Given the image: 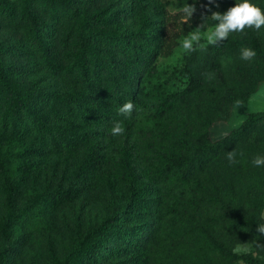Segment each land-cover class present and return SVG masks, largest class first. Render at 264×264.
I'll use <instances>...</instances> for the list:
<instances>
[{
	"label": "rangeland",
	"instance_id": "374dc122",
	"mask_svg": "<svg viewBox=\"0 0 264 264\" xmlns=\"http://www.w3.org/2000/svg\"><path fill=\"white\" fill-rule=\"evenodd\" d=\"M8 2L13 16L0 0V67L30 113L16 112L9 100L0 104V264H65L79 239L93 241L96 251L119 245L101 231L105 223L118 233L154 226L149 264H264V235L255 231L264 222V167L251 163L264 155V125L208 150L250 115L264 113V26L230 33L215 65L204 66L200 53L216 47L206 39L216 23L211 16L234 0H33L51 66L21 20L23 0ZM252 2L264 9V0ZM81 12L98 21L94 55L85 58L77 40ZM197 27L199 43L183 49L182 39ZM128 31L137 34V56L129 45L111 42L125 44ZM242 47L255 49L256 57L241 60ZM194 59L199 72L192 88ZM132 80L130 100L125 83ZM126 102L133 108L123 115L118 109ZM6 116L17 129L5 126ZM115 121L123 128L117 135ZM96 146L100 164L84 168ZM203 149L200 165L191 168ZM233 150L237 162L230 164ZM61 189L73 198L42 199L44 191ZM132 189L135 204L118 225ZM223 251L238 259L229 263ZM71 264L100 263L91 253Z\"/></svg>",
	"mask_w": 264,
	"mask_h": 264
},
{
	"label": "trees",
	"instance_id": "16d2710c",
	"mask_svg": "<svg viewBox=\"0 0 264 264\" xmlns=\"http://www.w3.org/2000/svg\"><path fill=\"white\" fill-rule=\"evenodd\" d=\"M33 0H23L24 2V9L21 14V20L22 22L28 27L30 36H31V42L35 47L41 50L43 53V56L45 58L46 64H49L52 66V57L49 54V50L46 47L43 39H42V24L39 21L38 17L35 15V13L31 9ZM1 7L2 10L8 15L13 16V8L8 2V0H1ZM80 19L78 22V28H77V40H78V46L80 54L83 56V58L87 57L88 55L93 56L95 48V40L97 37V18L93 15H88L86 12H81L79 14ZM137 34L134 31H128L127 32V39L124 41L125 44L120 43L118 40L111 41L112 44L124 48L127 45L131 47L130 52L131 56H137L138 50L137 45L134 44V39ZM141 37V34L139 35ZM144 36V35H142ZM142 39H146V37H141ZM152 38L156 40L155 36L153 35ZM110 40V38H109ZM223 44V43H222ZM220 43L216 44V47H210L208 49L203 50L200 53L199 60L202 62V64L205 66L207 64L215 65V60L218 57V54L220 52ZM217 56V57H216ZM197 59H194L192 63L190 64V80H191V87L193 88L197 84V74L199 71L195 69L196 67V61ZM114 62V61H113ZM117 72V71H116ZM114 79L118 80L119 77L117 74H114ZM139 77H137L135 80L138 82ZM125 81V79H123ZM134 80V81H135ZM134 81H129L128 83H125V87L127 88V95L130 100H133V92H134V85H137L134 83ZM187 90L182 92H175L163 100V102L159 105H157V110L162 112L168 109L173 103H175L179 97L183 94H185ZM4 100L11 101L12 109L13 110H24L27 113H30V106L26 99L23 98V95L19 89H16L12 87V85L8 82V80L5 78V76L2 73V68L0 67V104ZM17 112V111H16ZM7 116L5 117L4 124L5 126L13 125L12 127L14 129H17L19 124L16 119L8 120ZM264 125V113L262 114H252L250 115L244 123L235 130H231L229 134L222 140L211 142L210 148L208 150H211L212 148L216 147L217 145L221 143H225L227 139H229L233 135H245L248 132H250L252 129ZM40 127L42 130H44L43 134H48L49 130L45 125V119L40 118ZM208 150H201L200 154L198 153L194 160L195 163L191 164V168H197L198 165H200L201 162V155L204 152H207ZM100 153H98V146L93 148L86 159L84 160L82 166L84 168H93L94 166H98L100 164ZM236 173L239 172V169L234 170ZM135 189L131 190V199L130 202L126 205H124L123 209L118 213L116 216V224L122 225L123 223V217L126 213H129L131 209H133L132 204H135ZM73 196L69 195L68 191L65 190H46L44 191L42 195V199L47 201H68L71 200ZM9 214L11 216L15 215V210L13 207V203L10 201L9 204ZM101 231H104L108 234H111L115 236V240L119 245L117 246H109L106 244H100V249L96 251V244L93 241L85 240V239H79L78 242L75 244V246L72 247V249L66 254L65 257V264H71L74 260L80 259L84 256H91V253H95V256L97 257V262L102 264H149V251L150 246L153 244L156 240V228L154 226H146L141 229H129L123 233H118L115 229V227L109 226L108 223L103 224L100 227ZM149 248V250H148ZM124 253H128L126 255H121ZM223 258L226 259L229 263H233L236 259H238V255L232 252L223 251ZM244 256H241L243 258ZM240 258V257H239ZM249 260V259H248ZM253 264H260L261 262L258 260H251Z\"/></svg>",
	"mask_w": 264,
	"mask_h": 264
},
{
	"label": "clouds",
	"instance_id": "9594fccd",
	"mask_svg": "<svg viewBox=\"0 0 264 264\" xmlns=\"http://www.w3.org/2000/svg\"><path fill=\"white\" fill-rule=\"evenodd\" d=\"M193 7L187 9L191 15ZM216 23L211 27V30L206 33V39L209 44H217L229 36L232 32H242L246 27L253 30H260L264 26V9L253 3L252 0H234V6L229 7L222 14L214 12L211 16ZM196 30L189 33L182 39V48L187 51H192L195 44H198L201 39V32L199 27ZM257 52L250 47H242L240 49V59L245 61H251L256 57ZM237 105L240 104L239 100H236ZM133 104L131 102L124 103L119 109V113L127 115L131 112ZM123 131L120 121H115L111 128L113 135L120 134ZM237 153L235 150L227 152V160L230 164L237 162ZM256 167H264V155L257 154L251 161ZM256 233L264 235V222L256 224Z\"/></svg>",
	"mask_w": 264,
	"mask_h": 264
}]
</instances>
